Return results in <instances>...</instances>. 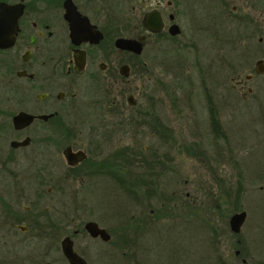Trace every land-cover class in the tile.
<instances>
[{
  "label": "flooded vegetation",
  "instance_id": "1",
  "mask_svg": "<svg viewBox=\"0 0 264 264\" xmlns=\"http://www.w3.org/2000/svg\"><path fill=\"white\" fill-rule=\"evenodd\" d=\"M192 1L0 0V264H69L61 248L65 239L86 264H93L87 256L89 243L104 245L105 255L111 256L112 221L84 203L81 182L103 179L108 187L120 175L133 179L128 167L137 165L146 170V177L139 178L144 185L161 164H175L178 152L191 157L194 149L201 150L176 125L181 115L176 109L161 114L151 108L156 92L140 91L139 99L125 87L149 78L150 54L157 58L179 48L178 38L190 26L194 7L203 13L205 34L219 36L233 49L256 37L249 50L262 55L245 81L236 74L221 83L219 102L223 107L232 96L255 104L252 110L261 124L254 147L264 145V72L256 67L257 62L264 66V0H197L194 7ZM118 39L137 41L140 52L117 47ZM126 94L127 106L136 107L139 100L142 109H126ZM130 96L133 105L128 104ZM86 106L93 110L90 120ZM220 111L206 109L205 115L211 133L218 130V143L223 137ZM130 132L138 134L132 153L112 151L117 136ZM145 133L172 154L161 156L155 144L142 145ZM236 150L218 144L220 165L234 163ZM232 169L233 182L218 166L222 189L216 254L219 264H249L244 202L250 194L244 193L252 188L249 192L264 194V163L250 173L252 180L245 186ZM183 208L189 206L140 205L123 215L124 224L126 229L136 224L143 233L177 212L186 214ZM242 212L245 219L235 233L230 218ZM91 223L104 230L109 241L91 237L86 231ZM129 240L123 243L132 250ZM33 245L41 246L40 253H34ZM51 252L56 257H50ZM129 256L126 263L131 264Z\"/></svg>",
  "mask_w": 264,
  "mask_h": 264
},
{
  "label": "rangeland",
  "instance_id": "2",
  "mask_svg": "<svg viewBox=\"0 0 264 264\" xmlns=\"http://www.w3.org/2000/svg\"><path fill=\"white\" fill-rule=\"evenodd\" d=\"M196 2L197 0L192 1L193 7ZM198 9L193 8V20L178 38L179 48L165 52L157 58L150 54L147 57L150 61L149 78L125 87L130 88L139 99L140 91L147 94L156 92L157 96L151 101V108L159 109L161 114H170V110L176 109L178 115L181 114L176 125L185 129L193 143H198L202 148L194 149L191 157L178 152L175 164H161L160 169L154 170L153 176L148 179L150 181L147 180L144 185L139 178L146 174L143 173L146 170L142 171L137 165L128 167L133 179L126 180L120 175V179H113L108 187L103 179L81 182L79 194L84 203L102 213L103 220L112 221V226L108 228L111 231V239L108 242L111 256L109 253L105 255L104 245L89 243L87 256L93 264H128V253H131V264H219L216 254V231L219 227L217 207L222 189V176L218 166L224 168L226 174L229 173V180L232 182L233 167L239 172V179L245 186L252 180L250 173L264 163V145L260 142L254 147L257 125L261 124L256 112L252 110L257 106L251 104V101L244 103L232 96L231 99L225 100L223 107L219 102L221 83L229 82L236 74L244 80L256 59L262 55L249 50L250 44L256 43V37L241 41L240 48L233 49L226 42L222 43L219 36L205 34L202 30L203 13ZM252 83H247V86ZM126 96L127 94L123 97L124 103ZM262 101L264 110V91ZM140 103L138 100L133 108L125 103V108L142 109ZM86 109L87 118L90 120L93 110L88 106ZM206 109L221 110L222 117L219 118L223 137L219 143L216 138L218 130L215 129L212 134L205 122ZM186 119L189 120L183 122ZM89 124L91 123L87 122V125ZM149 135L145 133L142 145L153 147L155 144L156 148L159 147L161 156L163 153H171L167 145L149 139ZM135 136L138 134L134 132L117 136L120 140L117 143L114 140L112 151L123 148L130 154L133 142L137 140ZM139 137L141 139V135ZM218 144L226 149H237L234 163L231 161L220 165L216 156ZM202 150H205V154ZM249 191L244 193L250 194L246 203L244 202V209L249 213L246 233L244 232L250 242L252 258L249 259V264H263L264 194ZM140 205H177L189 208L182 209L188 211L186 214L177 212L166 219L167 222L162 221L154 228L140 233L138 228L134 227L136 224L126 229L123 216L125 213L136 211ZM246 228L250 230V234ZM128 238L132 250H127L123 243ZM33 247L35 254L40 253V245ZM51 253L50 257H56V254ZM58 264L62 262L59 260Z\"/></svg>",
  "mask_w": 264,
  "mask_h": 264
},
{
  "label": "water",
  "instance_id": "3",
  "mask_svg": "<svg viewBox=\"0 0 264 264\" xmlns=\"http://www.w3.org/2000/svg\"><path fill=\"white\" fill-rule=\"evenodd\" d=\"M150 31H155L154 28H151V26H149ZM115 45L117 47H120L122 49H128L131 51H134L136 53L140 52V44L137 41H126L124 39H118L115 42ZM257 71L262 73L264 72V66L262 65L261 62H257ZM133 98L130 96L128 98V104L129 105H133ZM69 160V158H68ZM245 219V213H239L236 215H233L230 218V228L233 232L238 233L240 230L241 225L243 224ZM86 231L88 232V234L91 237H100L103 241L107 242L110 239V236L102 229H99L97 227L96 224H87L86 225ZM61 248H62V253L63 256L65 257V259L68 261L69 264H86V262L79 257L78 255H76L72 249V244L68 239H65L62 243H61Z\"/></svg>",
  "mask_w": 264,
  "mask_h": 264
},
{
  "label": "trees",
  "instance_id": "4",
  "mask_svg": "<svg viewBox=\"0 0 264 264\" xmlns=\"http://www.w3.org/2000/svg\"><path fill=\"white\" fill-rule=\"evenodd\" d=\"M218 211V210H217Z\"/></svg>",
  "mask_w": 264,
  "mask_h": 264
}]
</instances>
